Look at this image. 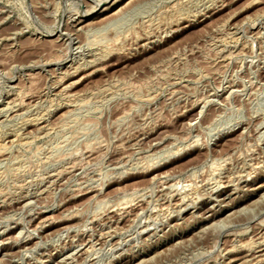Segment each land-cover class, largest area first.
Listing matches in <instances>:
<instances>
[{
  "label": "rangeland",
  "instance_id": "rangeland-1",
  "mask_svg": "<svg viewBox=\"0 0 264 264\" xmlns=\"http://www.w3.org/2000/svg\"><path fill=\"white\" fill-rule=\"evenodd\" d=\"M107 1L0 0V264H264V0Z\"/></svg>",
  "mask_w": 264,
  "mask_h": 264
},
{
  "label": "bare ground",
  "instance_id": "bare-ground-1",
  "mask_svg": "<svg viewBox=\"0 0 264 264\" xmlns=\"http://www.w3.org/2000/svg\"><path fill=\"white\" fill-rule=\"evenodd\" d=\"M106 1V0H105ZM121 0H108L106 3H103V4H101V9H100V12H102V13H105V12H107L108 10H110L113 6H115L116 4H118L119 2H120ZM95 3V2H94ZM97 4H100L99 2L98 3H96V5ZM178 4V3H177ZM107 6V7H106ZM108 6H110V7H108ZM99 7V6H98ZM177 7V6H176ZM172 8V7H171ZM96 9H98V8H96ZM97 11V10H96ZM169 11V10H168ZM90 12V11H89ZM182 13V12H181ZM180 13V14H181ZM94 15V14H93ZM209 16V15H208ZM146 22V21H145ZM144 24V23H143ZM151 25V24H150ZM149 26V25H148ZM88 27V26H87ZM257 33V32H256ZM157 36V35H156ZM72 38V37H71ZM141 39V38H140ZM78 41V40H77ZM66 44V43H65ZM69 48V47H68ZM80 50V49H79ZM95 53V52H94ZM93 55V54H92ZM80 59V58H79ZM94 60V59H93ZM178 60V59H177ZM51 64V63H50ZM97 65V64H96ZM86 67V66H85ZM89 68V67H88ZM88 70V69H87ZM56 74V73H55ZM73 74V73H72ZM33 78V77H32ZM62 80V79H61ZM61 82V81H60ZM58 88V87H57ZM63 88V87H62ZM51 92V91H50ZM233 93V92H232ZM13 94V93H12ZM19 94V93H18ZM38 96V95H37ZM57 98V97H56ZM51 99V98H50ZM66 101V100H65ZM64 101V102H65ZM32 102V101H31ZM46 103V102H45ZM53 103V102H52ZM26 105V104H25ZM22 106V105H21ZM32 106V105H31ZM67 106V105H66ZM70 106V105H69ZM7 108V107H6ZM18 108V107H17ZM16 108V109H17ZM72 108V107H71ZM24 111V110H23ZM51 112V111H50ZM10 113V112H9ZM36 113V112H35ZM22 114V113H21ZM39 114V113H38ZM43 114V113H42ZM43 116V115H42ZM41 116V117H42ZM37 118V117H36ZM39 118V117H38ZM19 119V118H18ZM25 120V119H24ZM22 122V121H21ZM23 124V123H22ZM11 125V124H10ZM14 127V126H13ZM41 127V126H40ZM53 128V127H52ZM5 129V128H4ZM39 129V128H38ZM41 129V128H40ZM22 130V129H21ZM38 131V130H37ZM49 132V131H48ZM47 132V133H48ZM33 134V133H32ZM260 137V136H259ZM26 138V137H25ZM9 140V139H8ZM29 140V139H28ZM4 141V140H3ZM19 141V140H18ZM1 143V142H0ZM26 143V142H25ZM3 144V143H2ZM2 144H0V156H2L3 155V151L5 150L3 147V145ZM22 144V143H21ZM6 145V144H5ZM6 147V146H5ZM25 147V146H24ZM4 149V150H3ZM228 158V157H227ZM176 160V159H175ZM227 160V159H226ZM230 160V159H229ZM221 161V160H220ZM14 166V165H13ZM220 166V165H219ZM214 167V166H213ZM223 167H225V166H223ZM231 167V166H230ZM215 168H216V166H215ZM218 168V167H217ZM216 168V169H217ZM246 168V167H245ZM205 169V168H204ZM256 170V169H255ZM5 173V172H4ZM12 173V172H11ZM198 173V172H197ZM196 173V174H197ZM216 173V172H215ZM251 173V172H250ZM61 174V173H60ZM205 174V173H204ZM249 174V173H248ZM219 175V174H218ZM195 176V175H194ZM221 176V175H220ZM1 177V176H0ZM219 177V176H218ZM6 179V178H5ZM18 180V179H17ZM236 180V179H235ZM250 180V179H249ZM45 182V181H44ZM209 183V182H208ZM212 183V182H211ZM230 183V182H229ZM216 184V183H215ZM218 184V183H217ZM232 184V183H231ZM49 185V184H48ZM167 185V184H166ZM172 185H174V184H172ZM187 185V184H186ZM185 185V186H186ZM226 185V184H225ZM171 186V185H170ZM180 186V185H179ZM224 186V185H223ZM178 187V186H177ZM187 187V186H186ZM189 187H191V189H194L193 187V185H189L188 186V188ZM220 187V186H219ZM237 187V186H236ZM165 188V187H164ZM190 189V188H189ZM190 189V190H191ZM198 189V188H197ZM190 190H188V191H190ZM173 191V190H172ZM193 191V190H192ZM2 193V192H1ZM242 193V192H241ZM172 194V193H171ZM189 194V193H188ZM187 194V195H188ZM202 194V193H201ZM27 195V194H26ZM183 196H184V194H183ZM24 197V196H23ZM26 197V196H25ZM187 198V196L185 195L184 197H182V200H185ZM143 199V198H142ZM171 199V198H170ZM199 200V199H198ZM175 201V200H174ZM197 201V200H196ZM178 202V201H177ZM197 203V202H196ZM33 205V204H32ZM200 206V205H199ZM124 211V210H123ZM214 214V213H213ZM70 219V218H69ZM248 223V222H247ZM262 223V222H261ZM7 229V228H6ZM144 230V229H143ZM142 230V231H143ZM39 232V231H38ZM241 232V231H240ZM80 234V233H79ZM33 237V236H32ZM31 238V237H30ZM74 238V237H73ZM76 238V237H75ZM19 241V240H18ZM263 241V240H262ZM5 243V242H4ZM80 245V244H79ZM73 246V245H72ZM92 249V248H91ZM238 249V248H237ZM233 250V249H232ZM234 250H235V248H234ZM241 250V249H240ZM257 252V251H256ZM27 254V253H26ZM19 257V256H18ZM256 257V256H255ZM51 258V257H50ZM257 259V258H256ZM260 260V259H259ZM134 263V262H133ZM255 263V262H254ZM76 264V263H75Z\"/></svg>",
  "mask_w": 264,
  "mask_h": 264
}]
</instances>
